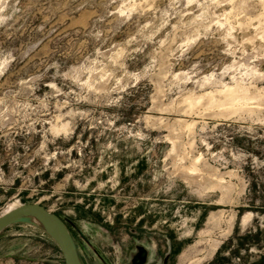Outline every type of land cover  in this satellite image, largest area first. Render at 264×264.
<instances>
[{"label":"rangeland","instance_id":"obj_1","mask_svg":"<svg viewBox=\"0 0 264 264\" xmlns=\"http://www.w3.org/2000/svg\"><path fill=\"white\" fill-rule=\"evenodd\" d=\"M35 202L84 264H264V0H0V214ZM0 264L64 261L19 223Z\"/></svg>","mask_w":264,"mask_h":264},{"label":"water","instance_id":"obj_2","mask_svg":"<svg viewBox=\"0 0 264 264\" xmlns=\"http://www.w3.org/2000/svg\"><path fill=\"white\" fill-rule=\"evenodd\" d=\"M19 223H31L41 228L59 249L64 264H84L66 222L58 214L36 202L18 205L0 214V234ZM145 257L146 251L141 249L138 258L143 261Z\"/></svg>","mask_w":264,"mask_h":264},{"label":"bare ground","instance_id":"obj_3","mask_svg":"<svg viewBox=\"0 0 264 264\" xmlns=\"http://www.w3.org/2000/svg\"><path fill=\"white\" fill-rule=\"evenodd\" d=\"M233 88V87H232ZM234 89H235V87H234ZM247 89V88H246ZM237 90H238V88H237ZM236 90V91H237ZM227 91L230 93V96H232V95H234L233 93H236L233 89H231L230 87L229 88H227ZM226 93V92H225ZM236 95H234L233 97H235ZM211 98V97H210ZM187 101H188V103L190 104L189 106L192 108L193 107V101L191 100V98H188L187 99ZM191 125H193L192 123H191ZM11 209V208H10ZM36 224H39L35 219H32Z\"/></svg>","mask_w":264,"mask_h":264},{"label":"crops","instance_id":"obj_4","mask_svg":"<svg viewBox=\"0 0 264 264\" xmlns=\"http://www.w3.org/2000/svg\"><path fill=\"white\" fill-rule=\"evenodd\" d=\"M14 225H17V224H14ZM14 225H11V226H14ZM10 227V226H9ZM169 255H170V251H168L167 253H166V257H169Z\"/></svg>","mask_w":264,"mask_h":264},{"label":"trees","instance_id":"obj_5","mask_svg":"<svg viewBox=\"0 0 264 264\" xmlns=\"http://www.w3.org/2000/svg\"><path fill=\"white\" fill-rule=\"evenodd\" d=\"M71 233V232H70ZM72 235V234H71ZM73 237V236H72Z\"/></svg>","mask_w":264,"mask_h":264}]
</instances>
